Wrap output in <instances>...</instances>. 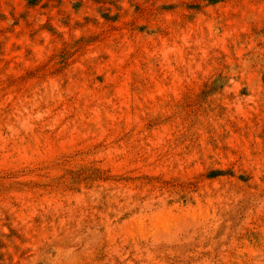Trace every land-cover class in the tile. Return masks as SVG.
<instances>
[{
  "label": "rangeland",
  "instance_id": "374dc122",
  "mask_svg": "<svg viewBox=\"0 0 264 264\" xmlns=\"http://www.w3.org/2000/svg\"><path fill=\"white\" fill-rule=\"evenodd\" d=\"M0 264H264V0H0Z\"/></svg>",
  "mask_w": 264,
  "mask_h": 264
}]
</instances>
